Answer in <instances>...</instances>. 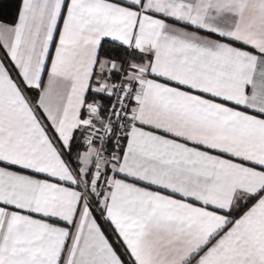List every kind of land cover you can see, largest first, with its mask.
Instances as JSON below:
<instances>
[{
  "label": "snow or ice",
  "instance_id": "snow-or-ice-1",
  "mask_svg": "<svg viewBox=\"0 0 264 264\" xmlns=\"http://www.w3.org/2000/svg\"><path fill=\"white\" fill-rule=\"evenodd\" d=\"M0 264H264V0H20Z\"/></svg>",
  "mask_w": 264,
  "mask_h": 264
},
{
  "label": "trees",
  "instance_id": "trees-1",
  "mask_svg": "<svg viewBox=\"0 0 264 264\" xmlns=\"http://www.w3.org/2000/svg\"><path fill=\"white\" fill-rule=\"evenodd\" d=\"M20 0H0V20L15 22Z\"/></svg>",
  "mask_w": 264,
  "mask_h": 264
},
{
  "label": "crops",
  "instance_id": "crops-1",
  "mask_svg": "<svg viewBox=\"0 0 264 264\" xmlns=\"http://www.w3.org/2000/svg\"><path fill=\"white\" fill-rule=\"evenodd\" d=\"M0 22H4V21L0 20ZM4 23H7V22H4ZM13 23H14V22H13ZM9 24H11V23H9Z\"/></svg>",
  "mask_w": 264,
  "mask_h": 264
}]
</instances>
